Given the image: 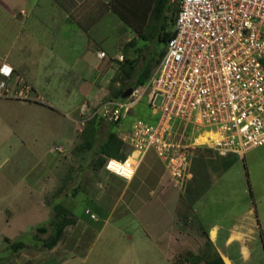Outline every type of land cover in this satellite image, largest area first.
Wrapping results in <instances>:
<instances>
[{
  "label": "rangeland",
  "instance_id": "374dc122",
  "mask_svg": "<svg viewBox=\"0 0 264 264\" xmlns=\"http://www.w3.org/2000/svg\"><path fill=\"white\" fill-rule=\"evenodd\" d=\"M176 11V0H173L170 4V32ZM3 45L0 43V48ZM145 46L147 49L139 46L141 50L137 55L132 53L123 58L135 60L136 71L145 65L151 76L160 59L161 49L156 53L157 45L153 42ZM124 60L119 62L112 58L101 61L100 85L92 103L86 105L88 109L105 101H123L132 95L123 98L128 89L133 90L135 83V75L126 76L122 70ZM1 80L9 91L0 96V264H29L34 248L50 250L58 241L63 246L58 247V251L63 253L61 255L65 250L70 251L76 256L75 264H180L187 261L178 260V257L172 259L171 255L165 259V254L146 236V232L151 236L156 234L161 223L159 217L166 211L161 203L138 215H132L126 208L128 203L133 211L139 212L145 206L150 184L140 186V183L150 180L152 165L159 164L154 152L143 156L129 181L105 169L109 159L123 162L131 154L130 145L120 133L128 132L135 119H146L145 99L134 105L119 125L109 124L98 117L90 118L87 111L80 117L76 108L72 114L66 109L51 113L35 104L23 103L30 102L31 97L10 89L13 76ZM120 91L123 92L121 99L118 97ZM42 95V101L47 102L50 97L53 104L60 103L61 97L56 91L45 90ZM157 104H160V99ZM90 122L97 126L95 134L99 140L92 147L88 143L96 136L91 138L87 135ZM113 125L112 134L121 146L115 158H109L103 156L99 148ZM210 149L197 148L191 154L189 174L192 177L181 187L174 186L168 179L174 193L186 197L190 191L198 194L199 188H193L198 178L200 182L205 179L203 187L207 185L211 178L209 170L216 169L221 161ZM236 158L229 172L213 186L212 194L208 192L205 199L225 206L241 198H254L260 211L264 212V145L247 151L242 158ZM225 161L232 162L227 158ZM156 175L160 177L162 173L156 172L153 180ZM160 191L158 188L157 194ZM202 202L201 207L204 208L206 201ZM57 203L69 211L67 219L70 224L51 246L55 242L53 224ZM153 209L152 214L146 215ZM38 228L46 229V232L41 233ZM203 251L201 247L198 255ZM199 264L205 262L202 260Z\"/></svg>",
  "mask_w": 264,
  "mask_h": 264
},
{
  "label": "crops",
  "instance_id": "0c3cea01",
  "mask_svg": "<svg viewBox=\"0 0 264 264\" xmlns=\"http://www.w3.org/2000/svg\"><path fill=\"white\" fill-rule=\"evenodd\" d=\"M171 1L0 0V43L5 44L0 48V66L7 64L13 70L10 89L19 91L24 85L31 101L23 103L35 104L51 113L66 109L72 114L76 108L81 117L83 105L91 104L98 92L102 60L137 55L139 46L147 49L145 45L149 42L157 45L156 53L163 51V41L170 32ZM100 51L106 52L107 57L99 59ZM45 90L58 92L60 103L53 104L50 97L47 102L42 101ZM126 134L120 133L123 138ZM218 157L221 161L216 169L209 170L211 178L207 185L203 187L205 179L200 182L198 178L193 186L203 192L190 191L186 197L174 193L156 156L159 164L152 165L150 180L140 183V186L150 184L145 206L139 212L133 211L128 203L126 208L135 215L156 203L162 204L166 211L159 217L161 223L156 234L146 232V236L165 254V259L171 255L172 259L178 257L189 264L202 260L206 264L218 256L223 264H264V212L255 199L241 198L225 206L205 199L238 156ZM226 158L232 162L228 163ZM156 172L162 176L156 175L153 180ZM153 212L154 209L146 215ZM58 247H63L59 241L50 250L34 248L33 259L30 257L28 263L75 264L76 256L68 250L61 255ZM201 247L204 251L198 255Z\"/></svg>",
  "mask_w": 264,
  "mask_h": 264
},
{
  "label": "built area",
  "instance_id": "2783aa9c",
  "mask_svg": "<svg viewBox=\"0 0 264 264\" xmlns=\"http://www.w3.org/2000/svg\"><path fill=\"white\" fill-rule=\"evenodd\" d=\"M176 4L173 35L147 83L126 100L81 109L90 118L119 125L145 99L148 116L135 119L123 139L131 154L123 162L109 159L105 166L127 181L150 151L162 162L169 181L181 187L191 177L190 156L197 148L242 158L264 145V0ZM97 56L107 57L104 51ZM117 60L123 62V57ZM12 73L9 65L0 66L1 78ZM8 91L1 80L0 96ZM28 92L26 86L18 91ZM204 136L206 141L199 142ZM115 161L131 169L130 176L115 171Z\"/></svg>",
  "mask_w": 264,
  "mask_h": 264
},
{
  "label": "trees",
  "instance_id": "16d2710c",
  "mask_svg": "<svg viewBox=\"0 0 264 264\" xmlns=\"http://www.w3.org/2000/svg\"><path fill=\"white\" fill-rule=\"evenodd\" d=\"M169 1V0H166ZM175 17V16H174ZM173 27H174V19H173ZM173 35V29L170 33H168V37L166 39V41ZM163 41V42H166ZM131 46V44L129 45ZM164 53V49L163 51L160 53V58L162 57ZM160 60V59H159ZM159 62V61H158ZM135 60H124V63H122V70L124 71L126 76H130L132 74L135 75V83L133 85V90H135L138 86H142L144 85L147 80L149 79L150 76V70L149 68L145 67V65L139 70L136 71L135 67ZM122 91H120L119 93V99H121V93ZM116 126V125H115ZM114 125L112 127L109 128L108 132H107V136L103 139V142H101L102 144H100V148H99V152L105 156V157H109V158H115V156L117 155V151H120V146L121 143L118 142L116 140V138L114 137V135L112 134L114 132L113 130ZM98 131V128L96 125H93V122H90L88 128H87V135H89L91 138L96 136V132ZM90 138V139H91ZM93 140V139H92ZM90 140L88 145L90 144V146H95V143L98 142L99 140L96 138H94V140L92 141ZM93 143V144H92ZM123 146V145H122ZM121 150H123L121 148ZM55 208H56V214H55V222L53 224V227L55 229V242H52V244H50L51 246L56 243V241H58V238L62 235L63 230L69 226V222H68V213L69 211L66 210L65 208H63L61 206L60 203L55 204ZM39 232L41 233H45L46 229L43 228H38L37 229ZM57 239V240H56ZM49 245V246H50ZM206 264H223L222 260L220 259V257L216 256L214 259H212L211 261H208Z\"/></svg>",
  "mask_w": 264,
  "mask_h": 264
},
{
  "label": "bare ground",
  "instance_id": "6f19581e",
  "mask_svg": "<svg viewBox=\"0 0 264 264\" xmlns=\"http://www.w3.org/2000/svg\"><path fill=\"white\" fill-rule=\"evenodd\" d=\"M207 136V135H206ZM206 136H204V137H200L199 138V142H205L206 141ZM210 136L212 137V138H214V136L213 135H211L210 134ZM115 171H119L121 174H124V175H126V176H130V171H128V170H131V169H129V168H127V166L126 165H123V164H121V163H118V162H114V168H113Z\"/></svg>",
  "mask_w": 264,
  "mask_h": 264
},
{
  "label": "water",
  "instance_id": "95a60500",
  "mask_svg": "<svg viewBox=\"0 0 264 264\" xmlns=\"http://www.w3.org/2000/svg\"><path fill=\"white\" fill-rule=\"evenodd\" d=\"M132 93H133V90H132L131 88L128 89V90L124 93L123 98H124V99H125V98H128Z\"/></svg>",
  "mask_w": 264,
  "mask_h": 264
},
{
  "label": "clouds",
  "instance_id": "9594fccd",
  "mask_svg": "<svg viewBox=\"0 0 264 264\" xmlns=\"http://www.w3.org/2000/svg\"><path fill=\"white\" fill-rule=\"evenodd\" d=\"M134 91V90H133Z\"/></svg>",
  "mask_w": 264,
  "mask_h": 264
}]
</instances>
